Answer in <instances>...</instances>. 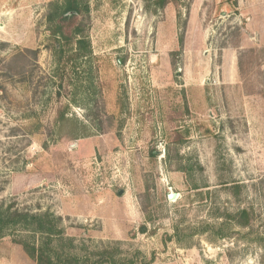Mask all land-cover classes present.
Instances as JSON below:
<instances>
[{
	"label": "rangeland",
	"instance_id": "obj_1",
	"mask_svg": "<svg viewBox=\"0 0 264 264\" xmlns=\"http://www.w3.org/2000/svg\"><path fill=\"white\" fill-rule=\"evenodd\" d=\"M51 1L0 0V210L82 264H264V0H89L81 56Z\"/></svg>",
	"mask_w": 264,
	"mask_h": 264
},
{
	"label": "trees",
	"instance_id": "obj_2",
	"mask_svg": "<svg viewBox=\"0 0 264 264\" xmlns=\"http://www.w3.org/2000/svg\"><path fill=\"white\" fill-rule=\"evenodd\" d=\"M88 14V0H53L49 2L46 20L50 35L57 40L62 38L75 39V43L79 49V53L76 54L77 56L89 52V44L83 34L81 24H75L70 28V25L75 22L77 17H84ZM68 29L70 31L69 34H67ZM238 215L245 218V220L237 222L238 225H247V210H240ZM59 220V218L53 217L49 212L33 214L18 209L12 210L11 206H7L0 210V236L16 226L25 229L31 226L35 232H39L45 236L44 242L42 241L39 246H29L30 243L25 241L21 243L24 249L27 250V247L30 249L28 253L36 259L37 264H82L75 255L70 254L62 257L52 254L53 249L50 246L52 238L60 237L63 232L61 228L55 225ZM144 229V227L141 228L142 231Z\"/></svg>",
	"mask_w": 264,
	"mask_h": 264
},
{
	"label": "water",
	"instance_id": "obj_3",
	"mask_svg": "<svg viewBox=\"0 0 264 264\" xmlns=\"http://www.w3.org/2000/svg\"><path fill=\"white\" fill-rule=\"evenodd\" d=\"M175 198H176V193H174V192L167 193V199L168 200H174Z\"/></svg>",
	"mask_w": 264,
	"mask_h": 264
},
{
	"label": "crops",
	"instance_id": "obj_4",
	"mask_svg": "<svg viewBox=\"0 0 264 264\" xmlns=\"http://www.w3.org/2000/svg\"><path fill=\"white\" fill-rule=\"evenodd\" d=\"M88 2H89V0H88Z\"/></svg>",
	"mask_w": 264,
	"mask_h": 264
}]
</instances>
